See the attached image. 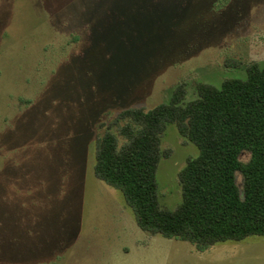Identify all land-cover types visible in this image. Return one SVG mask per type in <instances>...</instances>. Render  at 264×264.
<instances>
[{"label":"rangeland","instance_id":"rangeland-1","mask_svg":"<svg viewBox=\"0 0 264 264\" xmlns=\"http://www.w3.org/2000/svg\"><path fill=\"white\" fill-rule=\"evenodd\" d=\"M251 62L264 66V0H0L1 259L264 264L262 236L198 251L143 231L93 168L101 121L168 101L182 82L194 99L196 82L244 78ZM161 145L171 154L156 171L159 202L174 209L178 173L199 149L174 123ZM236 182L242 191L240 172Z\"/></svg>","mask_w":264,"mask_h":264},{"label":"trees","instance_id":"trees-1","mask_svg":"<svg viewBox=\"0 0 264 264\" xmlns=\"http://www.w3.org/2000/svg\"><path fill=\"white\" fill-rule=\"evenodd\" d=\"M186 100L178 83L165 102L129 106L101 121L94 138V174L118 189L136 224L152 235L189 242L196 250L249 236L264 237V66L251 62L246 77L220 85L199 81ZM194 143L199 154L178 173L182 201L174 209L159 202L156 171L167 124ZM243 151L247 161L239 159ZM5 166L8 155H3ZM236 172L243 176L242 191ZM0 183V203L9 192ZM4 225L0 219V229ZM13 260L0 264H12Z\"/></svg>","mask_w":264,"mask_h":264}]
</instances>
